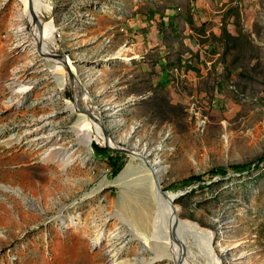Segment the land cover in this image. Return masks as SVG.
<instances>
[{"label": "rangeland", "instance_id": "rangeland-1", "mask_svg": "<svg viewBox=\"0 0 264 264\" xmlns=\"http://www.w3.org/2000/svg\"><path fill=\"white\" fill-rule=\"evenodd\" d=\"M44 3L53 52L94 79L110 136L167 163L162 188L182 192L173 200L181 217L214 233L221 264H264V0ZM24 8L0 0V264H110L111 250L127 264H167L153 250L156 206L141 160L121 153L113 176L94 138L77 152L84 166L62 173L44 160L78 147L81 112L67 108L73 88L57 85ZM16 77L33 87L21 108L5 105L22 97L8 85ZM189 176L201 181L181 182Z\"/></svg>", "mask_w": 264, "mask_h": 264}, {"label": "bare ground", "instance_id": "bare-ground-1", "mask_svg": "<svg viewBox=\"0 0 264 264\" xmlns=\"http://www.w3.org/2000/svg\"><path fill=\"white\" fill-rule=\"evenodd\" d=\"M20 1H22V3L25 6L23 10V17H25V19L28 20L32 25V33H34V42H33L34 46L37 47L39 43L42 45V53L39 51V49L37 50L41 53V55H43L44 57L50 60L48 61L51 64L50 68H53L54 77L56 79L57 78L60 79V81L58 80L57 85L61 86L62 89H64L67 86V84L70 83L68 71L65 69V67L61 62L44 55L47 54V52H53L56 48H58L55 45L56 29H54V26H52L53 19L46 20L47 16L44 15V10L47 11L46 8L47 6L44 3L45 0H20ZM23 31H25L24 23L19 27L14 28V32H23ZM119 56H122L121 51L117 54V57ZM66 59H67L66 60L67 64H69V66H71L75 71H77L79 74L82 75L77 65H75L73 61H71L67 57ZM130 60L131 58L127 57V61ZM26 82L29 81L25 80V78L22 77H16L8 84L14 96L18 94L22 97L20 99H13L14 97L11 96L10 98H8L7 101H5L6 106L8 107L18 106L17 108H19L20 104L25 102L26 93L30 92L33 89L32 85H28ZM84 82L87 87V92L82 96L81 87L78 84H76L75 89L77 92V98L79 97L81 98L80 104L85 108H91V106L93 105L92 109L94 110V113H96L100 117L98 110L101 107L97 101L96 104H94L93 102L94 98L90 90V86L94 85L95 81L91 77L88 78V80L84 79ZM75 104L69 103V106L67 108L74 109L78 107V103L75 102ZM107 125H106V129H107ZM73 130L78 135V139H79V145H77L78 147L74 145L72 149L56 148L47 152L44 156V160L46 162L58 164L62 173H66L70 167H74L77 164L76 162H79V160L81 161V165L84 166L86 164V159H88L89 157H85V156L81 157L80 156L81 154L78 155L77 152L81 149V146L83 145L86 147V150L89 151L93 138L96 141H98L101 145L107 144V141L103 136V131H102L103 128L100 125V123L96 122L85 113H80V118L75 123ZM21 139L19 137L13 138L11 143L15 141V143L16 144L18 143L19 145V143L22 141ZM112 143L113 142L111 141V144ZM133 145L134 148L140 152L138 156H134V157L138 158L139 160H141V162H143L142 163L144 166L143 172L144 175L148 178L151 195L153 197L154 204L156 206L155 223L152 228V234L156 244L153 247V250L157 252V258L160 259V261L165 258L167 260V264H221L219 260V256H217V254L215 255V250L213 248L214 238H215L213 232L209 231L206 228H202L198 223L190 219L182 218L181 212L179 211L180 208L174 204L173 207L176 211V216L171 217L170 202L162 194V192L157 189V185L154 180V175H157L161 182V188H162L164 175L168 168L167 163H164L161 160L160 156H155L154 161L150 160V164H152V169H150L146 165L144 159V158L146 159L150 158L146 146L145 148L144 146L140 147L141 144L138 143H134ZM124 172L125 173L122 172L123 174L120 175L119 177L120 181L122 179H125L126 174L128 173L127 171ZM119 179H117V181H119ZM117 181L108 182V184L117 186L119 184ZM6 191H11V192L14 191L16 195L20 194L17 190L8 189V187L6 188ZM167 194L169 195V197H172L174 200L175 192L167 191ZM117 217L121 221L123 220L120 215H117ZM63 219L65 222L73 221L78 226V223L73 217L64 216ZM136 240H138V238H136ZM191 244L195 248H192ZM138 249H139L138 252L141 255L149 254L150 248H148L146 245L141 246ZM120 253L122 252H117V251L113 252L111 250L110 264H127L126 261H120L121 260Z\"/></svg>", "mask_w": 264, "mask_h": 264}, {"label": "water", "instance_id": "water-1", "mask_svg": "<svg viewBox=\"0 0 264 264\" xmlns=\"http://www.w3.org/2000/svg\"><path fill=\"white\" fill-rule=\"evenodd\" d=\"M37 49H39V51L42 53V45L39 43L37 46ZM50 58L56 59L57 61L61 62L63 64V66L65 67V69L68 71V76H69V81H70V86L73 88V101L78 103V107H77V112H81V113H85L88 116H90L93 120H95L96 122L100 123V125L103 128V136L105 138V140L107 141V144L105 145H101L98 141H94L97 145L100 144V147H104V148H108L110 151L112 152H117V153H124V154H129L132 156H138V154H140L139 151H137L133 146L129 147V146H124L123 144H119L114 138H112L109 134V132L106 129V125L107 122L104 119V115L102 114V111L99 109L98 112L100 114V117L94 113V110L91 108H85L80 104V100L81 98H77V94H76V89L75 86L76 84H78L81 87L82 90V96L87 92V87L85 85L84 79L82 77L81 74H79L77 71H75L71 66H69V64H67V59H66V54L63 51H55V52H47V54H44ZM94 98V97H93ZM79 100V101H78ZM78 101V102H77ZM94 104H96V100L95 98L93 99ZM111 141L113 142L111 144ZM99 143V144H98ZM145 159V163L146 165L152 169V164H150V160L149 159ZM154 180L155 183L157 185V189L159 191L162 192V194L167 198V200L170 202V209H171V217H175L176 216V211L173 207V198L169 197V195L167 194V191L163 188H161V182L159 180V177L157 175H154ZM182 194V192H176L175 197H179ZM174 197V198H175Z\"/></svg>", "mask_w": 264, "mask_h": 264}, {"label": "trees", "instance_id": "trees-1", "mask_svg": "<svg viewBox=\"0 0 264 264\" xmlns=\"http://www.w3.org/2000/svg\"><path fill=\"white\" fill-rule=\"evenodd\" d=\"M92 147L96 154L104 155L107 158L108 164L110 165L111 168V175L113 176L118 175L123 167L122 159L124 155L121 153L112 152L108 148L100 147L95 142L92 143ZM233 168L240 172L241 170L245 171L246 169H249L250 165H237L234 166ZM198 181H201L200 176H189L188 178L182 180L181 182L184 184L186 183L194 184Z\"/></svg>", "mask_w": 264, "mask_h": 264}, {"label": "clouds", "instance_id": "clouds-1", "mask_svg": "<svg viewBox=\"0 0 264 264\" xmlns=\"http://www.w3.org/2000/svg\"><path fill=\"white\" fill-rule=\"evenodd\" d=\"M65 54H66V53H65ZM66 56H69V55L66 54ZM83 79H84V78H83Z\"/></svg>", "mask_w": 264, "mask_h": 264}]
</instances>
